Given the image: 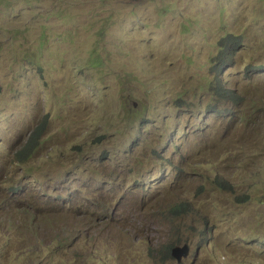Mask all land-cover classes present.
<instances>
[{
	"label": "rangeland",
	"instance_id": "374dc122",
	"mask_svg": "<svg viewBox=\"0 0 264 264\" xmlns=\"http://www.w3.org/2000/svg\"><path fill=\"white\" fill-rule=\"evenodd\" d=\"M225 34L242 37L221 71L237 102L207 90ZM0 89V264H73L64 244L85 234L34 249L36 211L57 232L118 219L126 232L90 236L78 264H264V0H0ZM200 182L208 250L166 203ZM177 239L189 255L168 260L158 248Z\"/></svg>",
	"mask_w": 264,
	"mask_h": 264
},
{
	"label": "clouds",
	"instance_id": "9594fccd",
	"mask_svg": "<svg viewBox=\"0 0 264 264\" xmlns=\"http://www.w3.org/2000/svg\"><path fill=\"white\" fill-rule=\"evenodd\" d=\"M1 92V89H0ZM221 183L228 184L227 181H222ZM159 186H154V189L156 190ZM203 184L202 182L198 183L194 191L187 192V196H179L177 194H174V199L168 200L166 203L168 205V211L170 208L178 207L179 205H186L190 208V213L185 215H179V214H172L169 211V217H170V223L174 226L175 230L177 231V235L189 237L192 236L199 241V248L200 249H210L211 241L208 239V233L210 230L211 221L213 220V216L206 212L203 208H201L198 205L197 198L199 197V191H202ZM172 194V193H170ZM35 197L38 199H42L46 203V196L41 191V189H38L37 193L35 194ZM41 203V202H40ZM20 210H25L24 207H20ZM39 212L42 211H36L35 217L37 218V223L35 224V229L33 233H23L22 236L26 234H30L33 239L34 243V249L41 248L38 247L41 246V241L45 237H50L54 242H59L63 239H71L76 238L80 236L81 234H85V239L82 241H68L64 244L63 252L65 253L67 259L71 260L73 264L77 263V258H83L87 255L86 252V245L88 243V240L90 236L92 238H98V239H108L109 242H111L113 239H115L120 232L125 233L126 230L119 227V221L118 219L113 215H109L108 219L106 221L101 220L100 216H94L86 213V217L82 220V226L83 228L79 227V225L76 224V221L74 219H67L65 222L61 225L58 232L54 229V225L52 221H47V223L43 226V222L45 220H42L39 216ZM2 221L0 220V224ZM14 223V222H13ZM18 233H22L21 228L22 225L18 222H15ZM4 226V232L11 233L12 230L7 229V225L3 224ZM12 227V225H11ZM130 230L134 231L136 236L139 235V227L135 222H131L129 225ZM36 233H40L39 235H36ZM154 234V226H152L151 229V238H153ZM107 242V243H109ZM261 244L264 246V241L261 242ZM58 245V244H56ZM180 241L177 239L176 241H166L163 243L158 249H161L167 253V258L170 260V257L174 259L175 261H178V257L182 256L180 253H174L175 250H182L184 247L187 248V255H189V248L187 244L183 245L182 247L179 246ZM34 252V251H31ZM30 253L23 254V256H28ZM92 259H96L95 256L92 257ZM26 263L29 264H38L39 261L37 259H26Z\"/></svg>",
	"mask_w": 264,
	"mask_h": 264
},
{
	"label": "trees",
	"instance_id": "16d2710c",
	"mask_svg": "<svg viewBox=\"0 0 264 264\" xmlns=\"http://www.w3.org/2000/svg\"><path fill=\"white\" fill-rule=\"evenodd\" d=\"M242 46V37L236 36L234 34H225L221 39L218 40V49L215 55L210 60V73L212 75V80L208 84L207 90L210 95L214 96L218 101H232L237 102L238 98L235 94L227 89L221 81V71L224 67H227L234 57L236 51ZM261 67L249 66L248 69L257 70ZM256 72V71H255ZM44 123L40 122L34 132L32 133L31 138L28 140L27 145L24 146L21 150L18 151L17 157L19 160H32L35 156L37 146L33 144V141H41V136L43 135ZM222 181L217 180L216 185L219 189H227L230 187L228 184L221 183ZM4 194H8L9 190L3 191ZM237 201H243L242 198H237ZM42 202V199H39ZM166 211V210H165ZM172 214L185 215L190 213V208L186 205H179L178 207H173L169 209ZM39 216L42 220H45L43 213L39 212ZM51 221V220H48Z\"/></svg>",
	"mask_w": 264,
	"mask_h": 264
},
{
	"label": "water",
	"instance_id": "95a60500",
	"mask_svg": "<svg viewBox=\"0 0 264 264\" xmlns=\"http://www.w3.org/2000/svg\"><path fill=\"white\" fill-rule=\"evenodd\" d=\"M187 248L184 247L182 250H175L174 253H180V255L185 256L187 255Z\"/></svg>",
	"mask_w": 264,
	"mask_h": 264
}]
</instances>
